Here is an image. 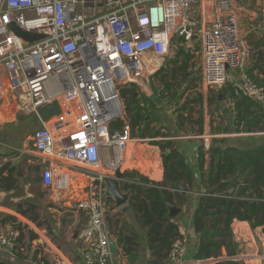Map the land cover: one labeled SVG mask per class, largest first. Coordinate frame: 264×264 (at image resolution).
<instances>
[{"label": "built area", "instance_id": "1", "mask_svg": "<svg viewBox=\"0 0 264 264\" xmlns=\"http://www.w3.org/2000/svg\"><path fill=\"white\" fill-rule=\"evenodd\" d=\"M260 15L264 43V0ZM237 16L235 0H0V123L3 109L13 108L41 123L19 151L30 154L50 212L67 215L70 236L81 222L80 260L66 258L44 228L19 215L9 229L0 226V247L16 250L24 223L46 246L51 264H116L107 226L115 207L103 198V180L118 171L122 187L145 186L138 178H124L130 170H120L130 144L141 140L130 138L118 93L132 85L142 88L161 60L198 42L200 89L231 86L264 111V82L245 72L250 48ZM15 29L39 39L27 41ZM53 102L59 114L42 122L37 111ZM114 104L115 114L121 112L117 118L108 113ZM116 119L123 127L111 132ZM61 195L70 199L62 203ZM185 245L179 230L162 264H183Z\"/></svg>", "mask_w": 264, "mask_h": 264}, {"label": "trees", "instance_id": "2", "mask_svg": "<svg viewBox=\"0 0 264 264\" xmlns=\"http://www.w3.org/2000/svg\"><path fill=\"white\" fill-rule=\"evenodd\" d=\"M262 41L254 40V47L257 49L263 46ZM193 59L194 56L183 50L181 46L165 59V66L153 75L159 77L160 83V89L153 90L156 99L136 93L134 86L126 87L119 92L120 98L125 102L124 117L130 129L131 139L147 141L174 135L188 137L203 135L205 101L202 94L196 92L200 81L198 75L200 69L194 71L196 66ZM256 59L264 69L262 51L256 54ZM227 101L230 102V106L225 110V114L232 117L230 122L232 129H228V124L221 119V127L212 129V134L264 133L263 109L257 102L236 93L231 86L220 88L206 103L208 106L216 104L220 108L226 106ZM163 103L171 105L174 110L170 125L164 122L162 110L158 107ZM122 127L121 119L110 123L111 132L120 131ZM147 142L159 153L160 142ZM171 142L175 144L174 141ZM171 142L164 148H170ZM225 142L223 138L214 140L216 146H211L207 152L204 151L203 146L195 149L198 185L192 168L172 148H170L172 151L162 153L163 180L160 183L149 181L137 171L124 174V178H138L145 185L126 184L122 188L131 193L129 207L140 221L147 222L146 237L154 259L153 264L163 263L172 243L179 237L176 217L168 216L166 206L168 202L180 209L185 204V195L176 191L178 184L186 187L188 191L195 190L200 194L192 217L193 229L198 235V243L193 254L194 261L216 259L222 249H225L229 256L235 257L236 249L231 231L234 220L245 221L247 216L251 229L260 228L264 236V140L249 148L221 146ZM133 148L131 146L130 150L133 151ZM158 153L151 155L150 166L132 161L127 154L126 168H138L150 176L159 174L160 158L156 155ZM11 177L12 173L7 174L6 178L0 174V191L13 188ZM28 215L29 220L35 223L37 217L31 208L28 209ZM2 221L15 223L12 217ZM116 227V235L123 255L128 264H136L139 258V243L136 241V236L123 234L121 229L124 226L120 227L117 224ZM18 228L13 227V229ZM128 229L130 228L126 226V230ZM31 236L35 239V236L32 234ZM20 240H23L22 235L17 242L20 243ZM16 258L22 260L19 255ZM215 264H237V262Z\"/></svg>", "mask_w": 264, "mask_h": 264}, {"label": "crops", "instance_id": "3", "mask_svg": "<svg viewBox=\"0 0 264 264\" xmlns=\"http://www.w3.org/2000/svg\"><path fill=\"white\" fill-rule=\"evenodd\" d=\"M235 7L237 8L236 0ZM239 11L240 9L237 8L238 16ZM253 35L254 36H252L251 40L252 44L256 39L262 40L261 28L259 29L258 33L255 31ZM193 43L194 42L187 45H182L181 47L183 48V50L194 56L196 52L192 53L190 49L192 48ZM263 46L256 49L253 45L252 55L249 57L245 65L246 74L258 82H264V69L262 68L261 64L257 63L256 59V54L259 51H262L264 55ZM171 54L172 53H170L165 59H167ZM164 61L162 62V64H159V70L165 66ZM229 73L234 80L238 79L239 74L237 72L229 71ZM219 89L220 88H215V91L213 89L202 90L200 89V81L197 84L196 92H200L205 101L203 106L204 133L201 136L193 138V140L195 141L194 144H188L184 139L181 140L182 138L169 139L172 137H176L175 135L162 139L163 142L179 141L176 142V145L171 142V147L180 155V157L186 162V164L192 168V171L196 177L197 185L199 183V177L196 171L197 169L195 165L196 160L194 151L198 146H203L204 151L207 152V150L211 146H216L214 140L222 138L225 139L226 142L221 146L233 145L238 148H249L250 146L256 145L258 142H262L264 140V133L212 134V129L219 126L221 127V119H223L225 123L228 124V129H232V125L230 124L232 117L225 114V110H227L229 106L218 108L216 104L208 106L206 103V101L213 95V93L217 92ZM219 100H221V97L219 98ZM162 113L164 122L170 125L172 121V113L166 114V111H162ZM206 113L208 114L209 119L210 117H212V120L210 119L209 122L207 119H205ZM213 113H215L218 117L217 123H215V121L213 120ZM224 116H226V118ZM30 117H32L33 119L35 118V120L40 123L34 115L23 114L17 111L16 108H14V114L10 118H8V122H6V120L5 122L3 121L2 123H0V174H2L4 178H6L7 174L12 173L11 182L13 184L12 189L8 191H5L3 189L0 191V226L4 228V230L9 229L10 227H12L11 225L13 223L9 221L4 222L2 220L7 217H12L16 221L17 218H15L14 215H19L23 217L27 222H30L31 224H37L39 227L44 228L55 242L62 241V237H67V239L69 237L71 246L75 247L74 249H76V252L74 254L75 258L73 261L77 262L80 260V254L77 241L72 239V235L70 236V220L67 219L66 214L60 213V215L54 216L50 212L48 200L43 196V188L39 184L38 177L35 181L31 180L32 174H38V170L34 169V162L30 158V154L22 153L19 151H24L23 147H25V140L33 134L34 130H37H27L28 127L30 128L32 126V123H29L26 119ZM28 150L29 153L32 151L31 149ZM150 152L156 153L155 148H152V151ZM28 174L30 176H28ZM141 175L147 177L151 182L160 183L163 180L162 162L160 164L159 174H152V176L148 174ZM182 195H185L186 201L185 204L179 209V213L176 216V221L179 230L184 233L186 239V252L183 257V264H215L217 262H237V264H264V236L261 232V229H251L248 221L238 220H234L231 224L234 248L236 249L235 257L229 256L228 252L225 249H222L220 256L216 259L211 258L207 261H194L193 254L198 243V235L193 229L192 217L194 211L197 208L200 194L194 190L188 191L187 193ZM59 198L62 200V203H64V200L70 199V197L67 195H61ZM108 203L113 204V202L111 201H108ZM128 203L126 204L128 207L127 211L125 210L123 212L119 208H115V214L112 216L115 218L114 224L113 222L109 221L112 220V218H109L107 222L110 240L114 241L119 252L118 255H114V260L116 261V264H128L125 256L120 249L118 237L116 235V226L117 224H119L120 227L124 226L121 229L123 231V234L135 235L136 241L139 243V258L136 261V264H153L154 259L147 244V222L140 221L135 212L132 211V209L129 207ZM30 208L37 217L35 223H32L28 218V209L30 210ZM59 212H61L60 209ZM52 216L56 218L55 221L52 220ZM126 226L130 229L126 230ZM22 238L23 240H20V243L16 242V250H8L4 247H0V264L2 262L4 264H42L38 260L39 254L35 252L33 255L32 250L35 244V240L32 238L31 234H28L27 236L22 235ZM18 255L21 256L22 260L16 258V256ZM24 255L26 257L27 255L31 256V262L27 261L26 257L23 258Z\"/></svg>", "mask_w": 264, "mask_h": 264}, {"label": "rangeland", "instance_id": "4", "mask_svg": "<svg viewBox=\"0 0 264 264\" xmlns=\"http://www.w3.org/2000/svg\"><path fill=\"white\" fill-rule=\"evenodd\" d=\"M236 5H237V8L240 9L239 16H238V26H239V29L241 31L242 36L245 38V40H246V42H247V44H248V46L250 48V56H251L252 55V49H253V44L251 42L252 36H254L253 34L255 33V31L258 33L259 29L262 27V20H261V15H260V0H236ZM190 49H191L192 53L196 52L194 54L195 58L193 60L195 66H196L194 71H196L197 69L200 68V65H201V59H200V54H199L198 42H194L192 44V48H190ZM163 61L164 60H161L159 62V64L160 63L162 64ZM158 68H159V66L157 68H154L153 69L154 72H151V70H149L147 72V74L145 75L146 77L144 78V81H143V87L142 88H139V87L137 88L136 86L132 85V86H134V88L136 87L135 88V92L136 93H138L140 95L149 96V97H152V98L156 99L155 98L156 96H155L153 90L154 89L155 90H159L160 89V83H159V77H157V76L153 77V75L159 70ZM199 73H198V75H199ZM178 78H179V80H181L180 77H178ZM213 90L215 91V89H213ZM118 97H119V99L122 102V107H123L122 109L124 111L125 102H124L123 98H120V93H118ZM7 106H8V104L5 105V107H7ZM158 107L160 108V110L166 111V114L172 113L174 111L171 105L168 106V105H165L164 103L160 104ZM3 113L5 114L3 121L5 122L7 120L6 122H8V118H10L14 114V108L12 110H7V109L4 110L3 109ZM224 117L226 118V116H224ZM26 119H27V121L29 123H32V126L30 128L28 127L27 130L38 129V127H40V123H38L37 120H35V118L33 119L32 117H30V118H26ZM205 119H207L208 122H209L210 119L212 120V117H210V119H209V116L206 113ZM213 120L215 121V123L218 122V117H217V115L215 113H213ZM176 138H179V139L182 138L181 140L184 139L185 142H187L188 144H191V145L195 143V141L193 140V138H195V137L176 135V137H172V138H169V139H176ZM162 139L163 138H156V139L151 140V141L149 140V142H158V143L160 142L161 146H160L159 153L156 150V152L158 153L156 155H158V157L160 158V164L162 162V153L163 152H169V151L173 150V149L172 150L170 149V148H172L171 147L172 143L170 144V148L169 147L168 148H164V146L166 144H169L170 141L163 142ZM176 142H179V141H174L175 145L177 144ZM181 142H183V141H181ZM154 144H156V143H154ZM131 146L134 147L133 151L130 150ZM150 151H152V148H151V146L148 145L147 141H139V142L133 141L130 144V146H129V151H128L127 154L130 155V159H132V161H134L136 163H139V164L150 166L151 155L155 154V153H152ZM148 157H149V159H148ZM126 169L132 170V171H137L140 174H146V173L142 172L138 168H126ZM28 176H30V175L28 174ZM37 177H38L37 174H34V175L32 174L31 180L35 181L37 179ZM119 209L124 212L125 210L127 211L128 207H127V205H124V206L120 207ZM114 220H115V218L113 217L112 220H109V221L113 222V224H114ZM19 225L23 229L24 234L26 236L28 234H32L33 236H35V239H34L35 240V244H34V247H33V250H32L33 255H34L35 252H37L39 254V259H38L39 262L40 263L43 262L42 264H47L46 263V261H47L46 246L45 245H41V243L39 242L38 236L33 232V229H31L27 224L23 223V224H19ZM33 225L36 228L39 227L37 224H33ZM47 236H48L47 239H49L51 241L52 237L50 236V234H47ZM61 239H62V241H60V242L57 241L56 242V245L58 246V250L66 258H68L69 260H71L73 262V260L75 258L74 254L76 252V249H74L75 247L71 246V243L69 241V237H68V239H67V237H65V238L62 237ZM25 257L26 256L24 255L23 258H25ZM26 258H27V261L31 262V259H30L31 256L27 255ZM47 262H48V264L52 263V261H50V262L47 261Z\"/></svg>", "mask_w": 264, "mask_h": 264}, {"label": "water", "instance_id": "5", "mask_svg": "<svg viewBox=\"0 0 264 264\" xmlns=\"http://www.w3.org/2000/svg\"><path fill=\"white\" fill-rule=\"evenodd\" d=\"M15 32L18 36H21L23 39L27 41L39 39V36L37 35L20 32L17 29H15ZM59 111L60 110H59L57 103L53 102V103L43 106L42 108H39V110L37 111V114L42 122H47L50 118L57 116L59 114ZM120 113L121 112L116 113L113 116V118H117L120 115ZM121 178H122L121 173L117 171L114 173V177L105 178L103 180L104 187H105L103 198L105 200L113 202L116 209L126 205L129 202L130 195H131L130 191L123 192L122 186L120 184ZM176 191L180 194H185L188 192V189L182 186L181 184H178ZM166 206L168 210V216L170 218H175L179 213V209L174 207L168 202H166ZM248 220L249 218L246 216L245 221H248ZM80 224L81 222L76 225V227L74 228L72 232L73 240H76L77 238V232H78V229L80 228ZM109 249L113 255H118L119 252L113 240L109 241Z\"/></svg>", "mask_w": 264, "mask_h": 264}, {"label": "bare ground", "instance_id": "6", "mask_svg": "<svg viewBox=\"0 0 264 264\" xmlns=\"http://www.w3.org/2000/svg\"><path fill=\"white\" fill-rule=\"evenodd\" d=\"M103 94L105 95V97L108 96L109 95V89L108 90L107 89H103ZM118 110H119V107L116 104H114V109H109L108 113H109V115H113ZM126 167H127V163H126V158H125V162L120 167V170H123Z\"/></svg>", "mask_w": 264, "mask_h": 264}]
</instances>
